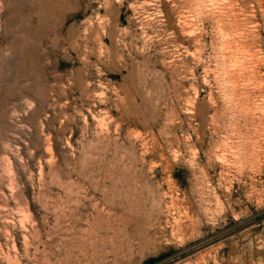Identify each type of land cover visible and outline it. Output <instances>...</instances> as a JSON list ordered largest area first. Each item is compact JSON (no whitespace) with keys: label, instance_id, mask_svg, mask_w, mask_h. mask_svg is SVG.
Instances as JSON below:
<instances>
[{"label":"rangeland","instance_id":"1","mask_svg":"<svg viewBox=\"0 0 264 264\" xmlns=\"http://www.w3.org/2000/svg\"><path fill=\"white\" fill-rule=\"evenodd\" d=\"M152 258L264 264V0H0V264Z\"/></svg>","mask_w":264,"mask_h":264},{"label":"trees","instance_id":"2","mask_svg":"<svg viewBox=\"0 0 264 264\" xmlns=\"http://www.w3.org/2000/svg\"><path fill=\"white\" fill-rule=\"evenodd\" d=\"M155 260H156V258H152V259L147 260L145 263L151 264V263L155 262Z\"/></svg>","mask_w":264,"mask_h":264},{"label":"bare ground","instance_id":"3","mask_svg":"<svg viewBox=\"0 0 264 264\" xmlns=\"http://www.w3.org/2000/svg\"><path fill=\"white\" fill-rule=\"evenodd\" d=\"M236 39V38H235Z\"/></svg>","mask_w":264,"mask_h":264}]
</instances>
